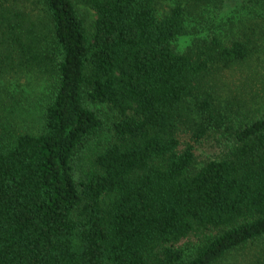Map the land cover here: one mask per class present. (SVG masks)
Returning <instances> with one entry per match:
<instances>
[{"label":"trees","instance_id":"trees-1","mask_svg":"<svg viewBox=\"0 0 264 264\" xmlns=\"http://www.w3.org/2000/svg\"><path fill=\"white\" fill-rule=\"evenodd\" d=\"M160 2L0 0V264H264V112L226 89L254 71L264 0L210 34L225 0ZM33 69L34 130L2 82ZM186 131L218 155L198 165Z\"/></svg>","mask_w":264,"mask_h":264},{"label":"rangeland","instance_id":"rangeland-1","mask_svg":"<svg viewBox=\"0 0 264 264\" xmlns=\"http://www.w3.org/2000/svg\"><path fill=\"white\" fill-rule=\"evenodd\" d=\"M226 3L220 12H211L205 13L199 24L197 21V30L213 33L216 32V28L220 29H229L230 25H221L222 19L229 20V17L233 18L234 15L244 14L241 9L242 0H225ZM173 3V0H161L160 10L164 11L169 8ZM85 9V15L89 21V25L92 24L95 19V11L92 8H89L86 5H82ZM239 26L233 27V29L228 32L238 33ZM262 31L264 32V26H262ZM257 47L256 56L258 60H254L252 63L254 71L242 70L240 68L232 72L230 76V83L228 84V91H232V96L240 97L246 95L250 100V105H253L250 108L254 112V116L262 114L264 112V34L259 33L257 35ZM248 74H251L248 77ZM11 91H13L18 97L26 98L21 105L23 108H29L28 113L21 112L19 120L21 125L32 126L33 130L36 129L40 123H42L41 115H39V101H41V91L45 90L47 84V74L42 72L39 69L33 70H23L19 72H10L4 78H2ZM225 95V94H224ZM27 97L29 98L27 100ZM229 97V96H227ZM256 99V102H254ZM254 102V103H253ZM261 102V103H260ZM30 105V107H27ZM101 112L107 121L110 123L112 118L115 116L113 110L107 104H100ZM246 110V109H245ZM219 137L214 131L206 134L201 140L196 142L191 136V132L186 131L181 133L182 143L191 142L196 147V156L198 160V165L203 164L207 159L214 158L218 155L219 151V142L217 140ZM256 248V247H255ZM242 252V253H241ZM241 254H235L226 259V264H246V260L249 258L252 253L249 249L242 250ZM245 260V262H243Z\"/></svg>","mask_w":264,"mask_h":264}]
</instances>
